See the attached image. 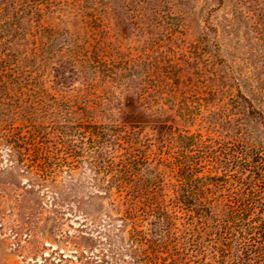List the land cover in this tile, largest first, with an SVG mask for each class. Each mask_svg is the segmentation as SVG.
<instances>
[{"label": "rangeland", "instance_id": "obj_1", "mask_svg": "<svg viewBox=\"0 0 264 264\" xmlns=\"http://www.w3.org/2000/svg\"><path fill=\"white\" fill-rule=\"evenodd\" d=\"M213 148L264 153V0L0 3V264H230Z\"/></svg>", "mask_w": 264, "mask_h": 264}, {"label": "trees", "instance_id": "obj_2", "mask_svg": "<svg viewBox=\"0 0 264 264\" xmlns=\"http://www.w3.org/2000/svg\"><path fill=\"white\" fill-rule=\"evenodd\" d=\"M15 8L16 5L11 3L1 10L5 15L15 14L14 22L20 25L23 12L18 15ZM242 152L241 158L235 156L231 161L228 157L233 153H218L213 148L212 158L221 161L223 173L234 171L236 175L229 178H226L227 175L205 177L201 179L200 193L195 192L196 186L183 189L181 193H174V203L187 210L191 222L212 230L210 235L214 244L219 245L217 250L223 261L228 259L230 264H264V153L246 149ZM217 154H222V159ZM211 186L227 187L229 191L219 196L209 195L205 191L211 190ZM214 202L217 204L216 211L213 210Z\"/></svg>", "mask_w": 264, "mask_h": 264}]
</instances>
